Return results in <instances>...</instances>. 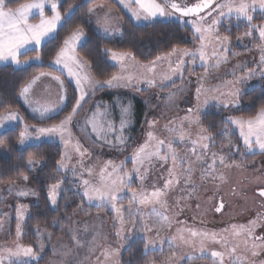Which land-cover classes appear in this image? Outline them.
Segmentation results:
<instances>
[{
    "label": "rangeland",
    "instance_id": "obj_1",
    "mask_svg": "<svg viewBox=\"0 0 264 264\" xmlns=\"http://www.w3.org/2000/svg\"><path fill=\"white\" fill-rule=\"evenodd\" d=\"M197 1L176 0L177 3L187 6ZM127 2L128 0H123V6ZM158 2L165 3L166 10L170 13L173 11L167 7L166 0H158ZM225 2L226 0H219L196 19L178 17L174 14L154 18L152 21H135L124 6L128 16L136 24L170 19L189 25L194 33V26L210 29L204 32L203 40L195 33L196 45L189 50V52H198L203 44L206 59L201 61L199 55L182 57L183 50H174L171 54L147 65L134 59L145 67L141 71L143 76L136 79L139 81H135V85L139 87L130 83V87L115 90L117 98L112 103L100 98L96 99L95 91H92V95L90 94L91 96L89 95L85 100L89 101L88 105L83 109L86 102L83 103L69 127L70 136L65 137L69 141L68 144L55 139L58 137H46L39 141L32 139L23 145L18 143L19 147H25L53 138L65 147L63 163L66 167L60 168L64 176L63 183L59 184L58 197L59 193L62 195L65 193L67 214L62 221H57L52 230L43 228L36 230L38 238L32 248L38 259L29 263L46 260L48 256L43 264H122L123 252L128 247L127 239L131 240L135 233L137 236L140 233V238L145 240L153 251L157 250V257L150 264H264L261 262V258L264 257V252L260 253L261 245L250 243L251 235L246 230L247 227L252 230L249 226L255 219L257 223L252 225L255 233H260L264 228V204L255 193L258 188L264 189V175L261 173L264 171L262 161L264 155L257 161L245 164L232 163L230 157L237 150V141L228 134L221 146L209 150L210 139L205 135L199 120L200 115L212 108L227 116L233 115L234 119L249 120L235 114L248 107L243 103L247 93L258 87H264V62L261 61L264 57V39L259 36V27L264 26V22L259 23L254 20L257 12L264 13V10L258 7L255 10L250 9L249 14L253 16V20L249 24V31L232 41L226 31L229 32L235 25H240V20L244 18H237L235 13L227 15V9H224L226 15L220 16L215 10L216 5ZM231 2L238 5L241 0H231ZM245 2L250 3L251 0ZM132 7L136 6L132 5ZM51 13L50 5H47L45 14L51 16ZM33 19H40L37 10H33L29 21L32 22ZM213 21L218 23L213 25ZM31 58L20 60L29 61V64L40 63L32 61ZM181 59L183 63L180 71H173ZM2 63L12 62H0ZM27 65L15 64V67ZM38 76L40 74L31 80L30 85ZM151 79L157 82L156 86L147 83ZM173 81H177L176 86L167 89ZM56 85L49 76L41 77L35 85L33 94L43 104L59 102L60 92ZM133 85L137 88L143 87L144 93L131 89ZM234 92L237 96L232 95ZM125 94L145 96L142 101L146 103V108L142 122L136 127L137 130L134 127L136 123L134 117L123 113V109L129 105L131 107L132 104L130 97L125 99V102L122 100ZM234 99L239 100L238 106H232ZM206 100L208 103H205ZM94 104L99 105L98 110L96 108L94 112L98 113L99 121L102 122L100 127L102 140L93 136L86 125L92 111L91 106ZM117 104L121 108H117ZM225 104L228 106H224ZM68 105L67 94L66 106ZM10 113L19 115L18 112L11 111L0 117H6ZM119 113L122 116L117 118ZM19 116L21 123H24L22 116ZM122 118L127 123L122 132L123 143H120ZM5 121L9 124L5 125L4 129L13 127L11 126L13 121ZM109 125L114 126L118 131L113 135L109 131L108 133ZM234 126L239 130L238 125L234 124ZM35 135L36 133H32L33 137ZM241 139L243 143V138ZM251 139L256 138L253 136ZM108 141L112 143L109 144ZM253 144L252 150L247 148L248 154H264L254 141ZM77 145L81 151H84L83 156L77 151ZM141 147H144L145 158L142 163L136 165L132 156ZM157 151L167 152L166 157L172 161L173 173L168 183L171 190L164 199L168 205L163 206L151 197L148 203H138L137 206L140 208L133 204L126 207L122 204L115 206L116 202L123 200L127 194L124 185L123 191L112 203L88 201L82 194L85 187L83 180H88L91 186L102 187L105 182L115 179L117 174L123 177V174L130 169L127 165L129 161L134 162L135 167L142 165L144 167L146 159L147 162L151 158L155 160L154 162L162 161L163 159L157 155H147ZM0 154L7 156L6 147H0ZM38 162L34 166L29 165L32 173L37 172L41 167L42 162ZM109 173H112L111 177ZM30 183L28 178L0 189V257H3L5 264H10L8 250L16 251L18 245H23L20 236L27 212L22 219H17L18 205H26L28 210L30 205L37 202L35 195L27 197L19 195L22 188L34 192ZM213 194H222L227 203L226 210L216 220L210 217L214 205ZM100 205H105L104 209L96 211L94 207ZM170 205L173 207L171 208ZM150 207L154 209L151 210ZM115 209L120 211L117 212ZM156 209L157 212L154 211ZM139 210L143 211L142 215ZM163 216L168 221L165 227H163L164 220L160 219ZM14 218L17 219V223L14 232L11 233V222ZM244 226L245 228H242ZM191 232L214 234V238L204 241V252L200 251V237L191 236ZM214 251L222 253L223 259L213 257L211 253ZM17 259L12 258L11 264H16Z\"/></svg>",
    "mask_w": 264,
    "mask_h": 264
},
{
    "label": "trees",
    "instance_id": "obj_2",
    "mask_svg": "<svg viewBox=\"0 0 264 264\" xmlns=\"http://www.w3.org/2000/svg\"><path fill=\"white\" fill-rule=\"evenodd\" d=\"M28 2H31V0H7V6L15 9L18 5ZM101 4L115 8L121 14L123 31L119 40L104 38L92 27L90 10ZM70 6L73 10L71 13L69 12ZM59 11L62 15L69 17L68 22L62 28H58L59 35L56 40L46 41L38 49L42 62L31 63L25 67H15L12 64L0 66V116L6 112L15 111L22 116L24 121V123H19L0 133V147L4 146L7 149V156L0 154V189L21 182L24 177L30 178V184L34 188L37 202L28 207L20 241L24 246L31 247L38 238L37 229L52 230L57 221H62L67 214V210L65 211V200L67 199L65 193L63 195L59 193L55 206L51 205L48 196L50 185L63 183L64 174L60 170L59 164L64 159L65 147L61 142L54 140H44L25 147L18 146L20 133L25 130V125L28 127L39 125L34 118L28 115L26 109L19 101V97L23 89L36 75L41 73L61 75L53 66H50V62L54 60L56 51L62 46L63 39L77 28L83 29L86 34V41L78 48V53L90 65L93 76L101 82L111 79L119 71L118 66L111 62L110 55L104 51L106 48L115 52L128 53L137 62L147 65L171 54L174 50L187 49L189 51L196 45L195 33L189 25L170 19H157L146 24H136L120 9L116 0H59ZM254 20L259 23L264 22V13L257 12V17ZM240 21V25H235L229 32L226 31L232 41L244 35L250 29L248 21L245 19ZM38 52L37 50H30L21 55L20 59L34 57ZM64 82L67 85L69 105L58 115L46 122H42V125L59 124L72 110L77 91L72 83L67 80H64ZM176 84L177 81H173L167 89L176 86ZM127 96L134 98L130 94ZM135 100L137 101V98ZM88 103L89 101L84 104L83 109ZM135 103L137 107L134 119L137 124L134 123V127L137 130L136 127L139 126L143 119L144 106L139 101ZM243 103H246L248 107L240 110L235 115L248 119L256 117L261 110H264V87H258L247 93L244 96ZM227 118H233V115L227 116L214 108L206 110L200 115L201 128L210 139L208 149L212 150L221 146L225 141V137L231 134L232 138L238 143L237 150L230 157L232 163L245 164L260 159L264 154L251 155L247 153V147L242 143L239 130L233 123H229ZM166 153L161 151L157 156L160 159L163 157L162 161L154 162L155 160L151 158L148 163L146 159L144 167L143 165L138 167V173L134 171V168H136L134 162L129 161L127 163L130 169L126 172L132 178L130 181H124L123 185L127 194L123 197V200L116 202L115 206L122 204L123 207H126L133 204L135 207L140 208L137 206L139 198L147 197L150 201L151 194L154 191L159 192V196L155 198L156 201L163 206L168 205L164 199L168 196V191L171 190V186L168 183L172 178L173 169L171 166L172 161L169 157H166ZM30 160L42 162L41 167L35 173H32L29 168ZM132 192L137 193V198L134 199L132 197L130 194ZM104 207L105 205H100L98 207L95 206L94 209L102 211ZM150 208L151 210L154 209V207ZM164 209L166 210L167 207ZM154 211L157 212V209ZM138 212L142 215L143 211L139 210ZM160 219L164 220L163 227H165L168 224L166 217L163 216ZM16 223L17 219L14 218L11 222V233L14 232ZM135 234L133 239H127L126 241L128 242V247L123 252L122 264L153 263L152 260L155 261L157 257V250L153 251L147 242L140 238V233L138 236ZM47 259L48 256H46V260L29 264H43Z\"/></svg>",
    "mask_w": 264,
    "mask_h": 264
},
{
    "label": "snow or ice",
    "instance_id": "obj_3",
    "mask_svg": "<svg viewBox=\"0 0 264 264\" xmlns=\"http://www.w3.org/2000/svg\"><path fill=\"white\" fill-rule=\"evenodd\" d=\"M123 3V0H119ZM213 0H200L199 3L193 4L191 6L182 5L177 3L176 0H166L167 7L173 11L170 13L166 10L165 3H160L158 0H128L127 4L124 6L130 11L131 16L134 17L135 21H152L154 18L166 17L169 15H177L178 17H189L193 15H198L203 9L208 8ZM135 3L136 7H132V4ZM50 5L52 15L48 16L45 14V7ZM264 10V0H251L250 3L241 0L238 5H234L231 0H226L225 3H218L216 5V11H218L220 16L226 15L224 9H227V15H232L235 13L237 18H244L246 21L251 23L253 16L249 14L250 9L255 10L256 8ZM33 10H37L39 13V22L30 23L29 18L33 13ZM72 7L70 6L69 12L71 13ZM91 11V10H90ZM68 18L61 14L59 11V0H31L28 3H22L18 5L15 9L9 8L7 6V0H0V62L11 61L16 65L29 64V61H21L19 56L21 50H37L42 42L54 41L58 38V27L62 28L65 23L68 22ZM99 23V21H97ZM218 23V21H213V25ZM252 27H256L252 25ZM194 31L197 33L201 40L204 39V32L210 31V29H202L200 26H194ZM259 36L264 39V26L259 27ZM85 40V33L83 29L77 28L65 39H63L62 46L58 48L55 53V58L50 62V66H55L66 70V75L74 83V87L78 93L75 98V104L72 106V111L69 113L59 124H54L49 127H40L35 129V137L32 136V133L29 131L28 126L25 125V130L20 133V144H25L26 141L32 139L41 140L46 137H59L60 141L64 144H68L69 141L65 139L66 136H70L69 127L78 114V110L82 108V103L85 102L86 97H89V89H92L94 92L95 86L98 87H128L130 85L131 78L121 75H113L111 79H108L104 82L95 80L91 74L87 71L90 67L87 61L80 57L77 53V47L81 45L82 41ZM29 46H35L34 49H30ZM204 46L201 45L198 52H189L187 49L183 50L181 55L196 57L199 55L201 61L206 59V53L203 50ZM107 54L110 55V60L115 65H119L121 68L124 67V60L129 55L124 52H115L110 49L104 50ZM32 61L42 62V57L39 55V52L36 56L31 58ZM261 61L264 62V57L261 58ZM183 60L181 59L177 63V68L173 71H180V66L182 65ZM48 73H41L40 76L36 77L32 84H35L37 80L41 77L48 76ZM53 80L58 81V86L61 89V100L62 104L58 107L57 110L63 107V104L67 102V85L64 84L59 77L52 76ZM149 85L153 81L149 80L147 82ZM31 87V86H29ZM29 88H25L21 95L24 100L29 99ZM199 96V90L197 91ZM233 96H237V93H232ZM205 103H208L206 100ZM239 100L234 99L232 101V106H238ZM224 106H228L225 104ZM99 108V105L97 106ZM34 112H38L40 118H52L56 113L49 108H45L41 111L39 108H33ZM123 113L127 116H130V105L127 108L123 109ZM97 112H93L89 117L87 123L91 124L93 132L97 131L96 116ZM19 117L15 113H10L6 117H0V127L4 125V121H16ZM229 123H234L239 126L240 135L243 138L244 145L252 150L254 144L251 137L255 136V145L259 147L260 150L264 151V110H261L258 119H249L247 121H242L240 119L227 118ZM127 121L122 118L120 122V132L119 142L123 143L122 132L126 127ZM246 127V130H245ZM109 130L115 132V129L109 125ZM151 137L152 134L150 133ZM207 139V137H205ZM111 144V141H108ZM207 147L206 145H202ZM171 150V149H170ZM77 151L80 152V155H84V151L80 150L79 145H77ZM147 155H159V152L148 153ZM145 158L144 147H141L136 153L133 154L132 159L136 165L142 163ZM163 159V157H161ZM39 163L38 161H29L30 166H34ZM111 164V162H109ZM59 167L64 169L66 166L63 161L60 162ZM115 172L116 169L114 168ZM134 171L138 173V167L134 168ZM112 176V173H109V177ZM131 175L127 172L124 173L123 177L116 175L115 179H110V181L105 182L102 187H94L89 185L88 180H83L82 183L85 186L83 195L87 198L88 201H99V202H109L112 203L117 199V196L120 192L123 191L124 181H130ZM27 180V177H24ZM18 187V186H17ZM59 184H52L48 188V196L51 205L55 206L57 204L58 198V189ZM264 195V191L261 192ZM21 197H27L28 195H35L33 191L28 188H22L19 192ZM132 197L137 198V193L132 192ZM152 198L159 196V192L154 191L151 194ZM149 202V198L140 197L139 203L145 204ZM119 212V209H115ZM219 210V209H218ZM27 212L26 205H18L17 209V219H22L24 214ZM19 233V226L17 228ZM191 236H199L200 251L204 252V241L207 239L214 238V234L210 235L208 233H196L191 232ZM175 239V238H174ZM183 239V237H181ZM187 242V241H186ZM234 251V249H233ZM9 257V262L11 264L12 258H18L16 264H29L31 260L38 259L34 249L31 246L18 245L16 251L8 250L7 253ZM213 257H219L223 259V255L220 252H212ZM0 264H5L3 257H0Z\"/></svg>",
    "mask_w": 264,
    "mask_h": 264
},
{
    "label": "crops",
    "instance_id": "obj_4",
    "mask_svg": "<svg viewBox=\"0 0 264 264\" xmlns=\"http://www.w3.org/2000/svg\"><path fill=\"white\" fill-rule=\"evenodd\" d=\"M117 1V3H118V5L120 6V9L125 13V14H127L128 15V13H127V9H125V7L123 6V4L121 3V2H119V0H116ZM132 5H134V6H136L135 5V3H133ZM53 13H51V15H52ZM34 20V19H33ZM35 21H36V23H37V21H39V20H34V21H32V22H30V23H35ZM90 21H91V25H92V27L95 29V31L99 34V35H101L102 37H104V38H107V39H109V40H119L120 38H121V35H122V31H123V22H122V18H121V14L119 13V11L117 10V9H115V8H112V7H110V6H107V5H103V4H101V5H97V6H95V7H93L92 9H91V13H90ZM97 21H99V23H97ZM59 28V27H58ZM86 41V34H85V40H83L82 41V43H81V45L84 43ZM46 42V41H45ZM45 42H42V44L39 46V48L45 43ZM80 45V46H81ZM80 46H78L77 47V53H78V48L80 47ZM29 48L30 49H34L35 48V46H29ZM28 51H30V50H28ZM28 51H25V50H21V54H20V56L21 55H23L24 53H26V52H28ZM78 55H79V53H78ZM19 56V57H20ZM80 56V55H79ZM20 59V58H19ZM5 62H8V61H5ZM125 65H124V67L123 68H121L119 65H117L118 66V68H119V71H118V74L117 75H121V76H125V77H128V74L130 75V77H131V81H130V83H132V84H136L135 83V81H139V80H136V79H139V77L140 76H143V74H142V68H144L145 69V67L144 66H141V65H139L135 60H134V58L132 57V56H127L126 57V59L124 60V62H123ZM7 64H12V65H14L15 66V64L14 63H2V64H0V66H2V65H7ZM60 74H61V76H59V75H56V74H52V73H48L49 75V78L50 79H52L51 77L52 76H55V77H59L60 78V80H62L63 82H64V80H67V81H69L70 83H72L73 84V86H74V83L70 80V78H68L67 77V75H66V70H64V69H62V68H58V67H55V66H53ZM87 71L91 74V76L95 79V80H97L94 76H93V74H92V71H91V68L89 67L88 69H87ZM131 73V74H130ZM134 75H135V77H134ZM137 75V76H136ZM144 78V77H143ZM53 80V79H52ZM39 80H37L36 82H35V84H31L30 86L31 87H27V88H29V94H28V96H29V99L26 101V100H24V98L22 97V95L19 97V101L21 102V104H22V106L26 109V111H27V113H28V115L30 116V117H32V118H34L38 123H39V125H35V126H33V127H28V129H29V131L31 132V133H35V129L36 128H40V127H49V126H47V125H42L43 123L42 122H46V121H48V120H50L49 118H40V116H39V113L38 112H34L32 109L33 108H39L41 111H43L45 108H49V109H52L56 114L54 115V116H56V115H58L59 113H61L63 110H65L66 108H67V102L66 103H64L63 104V107L61 108V109H59V110H57L58 109V107L62 104V100H61V89H60V87L58 86V81H56V80H53L57 85H56V87H57V90H59V92H60V101L58 102H51V103H41V101L39 100V98H37V96H34V94L33 93H35V85H36V83L38 82ZM151 81H153V83H152V86H156L157 85V82L156 81H154V80H152L151 79ZM64 84H65V82H64ZM131 85V84H130ZM130 85H129V87H130ZM132 86V88L131 89H137L138 90V92H142V93H144V88L143 87H141V88H137V87H139V86H137V85H135V86H137V87H135V86ZM123 90V89H125L124 88V86H120V87H113V88H108V87H106V88H104V87H98V86H95V94H94V97L97 99V98H100V100H106L107 102H110V103H112V101H114V99L115 98H117L116 96V92H115V90L116 91H118V90ZM89 92H91L90 94L92 95V89H89ZM117 93H119V92H117ZM98 94V95H97ZM77 95H78V93H77ZM90 95V96H91ZM145 96L144 95H142V96H138V95H135L134 96V98H131L132 99V104H131V107H130V116L131 117H134V113H135V109H136V103L135 102H137V101H139V102H141V103H143V106H144V108H146V103H144V101H142V98H144ZM135 98H137V101L135 100L134 101V99ZM125 99H130V98H128V96H127V94H125L124 95V97H123V101L125 102ZM86 102V101H85ZM85 102H83V103H85ZM83 103H82V105H83ZM97 103V102H96ZM122 103V102H121ZM90 105V104H89ZM117 106V108H121L118 104L116 105ZM91 113L89 114V117L91 116V114L94 112V109L96 110V108H97V105H93V106H91ZM143 108V109H144ZM97 110H98V108H97ZM118 113V112H117ZM18 115V114H17ZM20 115V114H19ZM18 115V117H19V119L18 120H16V121H13L12 122V124H11V126H15V125H17V124H19V123H21V118H20V116ZM259 115V114H258ZM258 115L256 116V117H258ZM53 116V117H54ZM114 116H115V114H114ZM117 116V115H116ZM122 115H121V113H119L118 114V116H117V118H120ZM89 117L87 118V121H88V119H89ZM256 117H254V118H256ZM116 118V119H117ZM254 118H252V119H254ZM86 121V122H87ZM5 123H4V125L2 126V127H0V133L2 132V131H4V130H6V129H4V126L5 125H7V124H9L8 122H6V121H4ZM96 123H97V131L96 132H93V130H92V127H91V124H89V123H86V125L89 127V130L91 131V134L93 135V136H95L97 139H99V140H102L103 138H102V132H101V130H100V127L102 126V122H101V120L99 121V115H97L96 116ZM113 128H114V126H112ZM11 128V127H10ZM7 129H9V128H7ZM115 129V132H113V131H110L109 130V128H108V130H107V132L109 131V132H111V134L113 135V134H115L118 130L116 129V128H114ZM128 129H127V133H128ZM108 132V133H109ZM49 140H53V138H48ZM56 140H59L60 141V139H59V137L58 138H55ZM255 142V140L254 139H252V142Z\"/></svg>",
    "mask_w": 264,
    "mask_h": 264
},
{
    "label": "flooded vegetation",
    "instance_id": "obj_5",
    "mask_svg": "<svg viewBox=\"0 0 264 264\" xmlns=\"http://www.w3.org/2000/svg\"><path fill=\"white\" fill-rule=\"evenodd\" d=\"M189 17L194 18L195 16H189ZM195 19H196V17H195ZM262 161L264 162V160H262ZM261 173L264 175V171H262ZM259 190H260V188L256 189L255 193H256L257 197L260 199V201L264 204V198L257 193ZM213 195H214L213 196L214 205H213V208H212V215H210V217L211 218L213 217L216 220L226 210L227 203H226V200H225V198H224V196L222 194H213ZM220 204H222V206H220ZM218 209H220V211ZM255 223H257L256 219H255L253 224H255ZM252 225L250 224V226H249L250 228H252V230H250L248 227L246 228L247 233L249 232L250 235H251V237L249 238V242L253 243L255 245L260 244L261 245L260 253H262V252H264V228H262L263 230H261L260 233L257 234V233H255ZM242 228H245V226L242 227ZM261 262H264V257L261 258Z\"/></svg>",
    "mask_w": 264,
    "mask_h": 264
},
{
    "label": "water",
    "instance_id": "obj_6",
    "mask_svg": "<svg viewBox=\"0 0 264 264\" xmlns=\"http://www.w3.org/2000/svg\"><path fill=\"white\" fill-rule=\"evenodd\" d=\"M219 0H213V2L210 4V6L208 7V8H205V9H203V11H201L198 15H193V16H195V17H199L202 13H204L205 11H207V10H209L216 2H218ZM200 2V0L197 2V3H199ZM196 4V3H195ZM29 85H30V83L26 86V87H29ZM25 87V88H26ZM24 88V89H25ZM23 89V90H24ZM262 191H264V189H260L257 193L260 195V196H262L263 198H264V195H262L261 194V192ZM220 206H222V204H220ZM219 211H220V209H219Z\"/></svg>",
    "mask_w": 264,
    "mask_h": 264
}]
</instances>
